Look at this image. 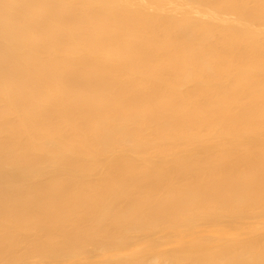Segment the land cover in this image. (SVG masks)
Segmentation results:
<instances>
[{
  "label": "bare ground",
  "instance_id": "obj_1",
  "mask_svg": "<svg viewBox=\"0 0 264 264\" xmlns=\"http://www.w3.org/2000/svg\"><path fill=\"white\" fill-rule=\"evenodd\" d=\"M0 264H264V0H0Z\"/></svg>",
  "mask_w": 264,
  "mask_h": 264
}]
</instances>
